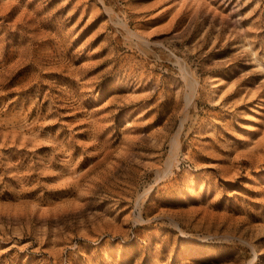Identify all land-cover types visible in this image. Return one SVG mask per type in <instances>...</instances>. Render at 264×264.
<instances>
[{"label":"rangeland","instance_id":"rangeland-1","mask_svg":"<svg viewBox=\"0 0 264 264\" xmlns=\"http://www.w3.org/2000/svg\"><path fill=\"white\" fill-rule=\"evenodd\" d=\"M0 264H264V0H0Z\"/></svg>","mask_w":264,"mask_h":264},{"label":"bare ground","instance_id":"bare-ground-1","mask_svg":"<svg viewBox=\"0 0 264 264\" xmlns=\"http://www.w3.org/2000/svg\"><path fill=\"white\" fill-rule=\"evenodd\" d=\"M192 91V90H191ZM193 94V93H192ZM190 100H191V96L190 95H188L187 94V96H186V99H185V101H186V103H185V110L187 109V106H188V104L190 103ZM186 112V111H185ZM185 112H184V114H185ZM186 115V114H185ZM185 118V117H184ZM183 118V119H184ZM178 129H179V127H178ZM179 131L180 130H178L177 132H176V134H174V136L172 137V139H171V146H170V152H169V154H168V156H167V164H166V166L167 167H170V166H172V165H174V163H175V161H176V157H177V154H178V148H179V139H178V135H179ZM141 136V135H140ZM129 140V139H128ZM124 153H125V150H124ZM127 153V152H126ZM121 154V153H120ZM105 159V158H104ZM165 163V162H164ZM173 167V166H172ZM171 168V167H170ZM167 169V168H166ZM170 170V169H169ZM170 173V172H169ZM83 176V175H82ZM166 176V175H165ZM81 178V177H80ZM159 178V177H158ZM161 178V177H160ZM151 187V186H150ZM142 200V199H141ZM139 206V205H138ZM255 258L257 257V254H255V256H254Z\"/></svg>","mask_w":264,"mask_h":264}]
</instances>
